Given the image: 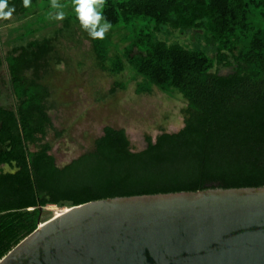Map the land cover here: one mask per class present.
<instances>
[{"label":"trees","instance_id":"trees-1","mask_svg":"<svg viewBox=\"0 0 264 264\" xmlns=\"http://www.w3.org/2000/svg\"><path fill=\"white\" fill-rule=\"evenodd\" d=\"M38 1L9 3L25 18ZM103 15L111 29L129 32L113 57L110 35L92 40L76 14L63 25L78 26L102 71L130 68L140 79L137 94L155 87L180 95L183 127L147 137L135 152L124 130L107 126L92 152L59 168L44 142L51 129L46 74L58 64L55 41L64 29L0 55L14 101L11 109L0 106V166L13 171L0 170V260L37 228L44 207L264 186V0H105ZM165 27L203 31L214 53L161 40ZM220 68L233 71L221 75Z\"/></svg>","mask_w":264,"mask_h":264},{"label":"water","instance_id":"water-1","mask_svg":"<svg viewBox=\"0 0 264 264\" xmlns=\"http://www.w3.org/2000/svg\"><path fill=\"white\" fill-rule=\"evenodd\" d=\"M66 208L0 264H264V186L115 197Z\"/></svg>","mask_w":264,"mask_h":264},{"label":"rangeland","instance_id":"rangeland-1","mask_svg":"<svg viewBox=\"0 0 264 264\" xmlns=\"http://www.w3.org/2000/svg\"><path fill=\"white\" fill-rule=\"evenodd\" d=\"M38 2L21 21L16 20L18 14H13L12 29L1 36L3 42L9 40L12 43L7 46L0 43V53L8 48L24 46L34 39L54 38L55 33L64 29L59 31L55 41L58 64L52 65L46 74L50 90L46 106L51 129L44 142L50 145V154L57 167H64L92 152L96 139L107 126L124 130L130 148L135 152L147 147V137L154 141L162 132L176 133L182 129V111L187 104L180 95H166L155 87L149 94H137L135 90L140 79L130 68L119 75L102 71L91 42L78 26L70 23L68 29L64 28V20L75 15L73 0H58L65 14L61 21L51 18L57 11L51 8V0ZM106 34L112 38L110 56L113 57L127 45L129 32L116 27ZM159 38L169 44L200 49L209 56L214 53V44L200 30L179 31L165 27ZM232 71V68H220L219 74L228 75ZM10 90L3 65L0 67V104L13 105ZM3 170L10 169L5 167ZM61 209L46 207L41 223L52 219Z\"/></svg>","mask_w":264,"mask_h":264},{"label":"clouds","instance_id":"clouds-1","mask_svg":"<svg viewBox=\"0 0 264 264\" xmlns=\"http://www.w3.org/2000/svg\"><path fill=\"white\" fill-rule=\"evenodd\" d=\"M23 7L29 8L31 0H22ZM105 0H73L74 12L81 29L92 40H103L105 34L112 28V24L103 15ZM51 8L57 11L52 19L61 21L64 12L58 0H51ZM15 6L10 5L9 0H0V20H9L15 12Z\"/></svg>","mask_w":264,"mask_h":264},{"label":"crops","instance_id":"crops-1","mask_svg":"<svg viewBox=\"0 0 264 264\" xmlns=\"http://www.w3.org/2000/svg\"><path fill=\"white\" fill-rule=\"evenodd\" d=\"M14 14V13H13ZM16 20L18 21H21L23 20V17L21 15H18L16 16ZM12 23H13V15L12 17L9 19V20H0V43H2L3 45H9L11 44L12 42L11 41H6V42H3L1 39H2V34L3 32L7 34V32L9 33V31L12 29ZM7 37V36H6ZM12 48H8V50H6L4 53H0V55L4 58L5 55H7L9 52H11ZM2 67V66H0ZM5 72H6V69H5ZM7 74V72H6ZM10 85V84H9ZM10 89H11V85H10ZM11 92V90H10ZM1 107H3L4 109H11L12 108V104L6 106V105H3V104H0ZM7 167V166H0V170H2L3 172H13L11 170L9 171H4L3 169Z\"/></svg>","mask_w":264,"mask_h":264},{"label":"bare ground","instance_id":"bare-ground-1","mask_svg":"<svg viewBox=\"0 0 264 264\" xmlns=\"http://www.w3.org/2000/svg\"><path fill=\"white\" fill-rule=\"evenodd\" d=\"M50 208H55V206H51ZM66 210V208L64 209H61L59 212H56L55 214H54V216L56 217V216H58L61 212H64Z\"/></svg>","mask_w":264,"mask_h":264}]
</instances>
